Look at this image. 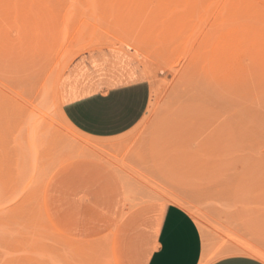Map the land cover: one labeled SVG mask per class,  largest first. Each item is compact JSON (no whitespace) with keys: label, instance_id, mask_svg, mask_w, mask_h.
<instances>
[{"label":"rangeland","instance_id":"obj_1","mask_svg":"<svg viewBox=\"0 0 264 264\" xmlns=\"http://www.w3.org/2000/svg\"><path fill=\"white\" fill-rule=\"evenodd\" d=\"M97 46L134 55L150 84L142 118L111 139L76 131L58 94ZM84 160L125 210L177 203L205 252L264 259V0H0V264H113L111 189L63 179Z\"/></svg>","mask_w":264,"mask_h":264},{"label":"crops","instance_id":"obj_2","mask_svg":"<svg viewBox=\"0 0 264 264\" xmlns=\"http://www.w3.org/2000/svg\"><path fill=\"white\" fill-rule=\"evenodd\" d=\"M58 94L62 114L76 131L95 139H111L128 132L142 118L150 84L134 55L118 47L97 46L69 61ZM100 145L92 143L88 148ZM76 167L82 171L63 178L75 189L90 191L95 199L111 189L106 203L110 215L118 216L111 239L113 264H264L260 256L239 252V248L218 256L205 252L199 225L181 205L157 199L125 210L118 188L107 189L93 176L103 165L84 160ZM112 177L108 174L103 180L111 183Z\"/></svg>","mask_w":264,"mask_h":264},{"label":"bare ground","instance_id":"obj_3","mask_svg":"<svg viewBox=\"0 0 264 264\" xmlns=\"http://www.w3.org/2000/svg\"><path fill=\"white\" fill-rule=\"evenodd\" d=\"M44 31H46V30H44ZM46 32H47V31H46ZM42 35H43V34H42ZM45 36H46V38H47V35L44 34V37H45ZM48 38H49V36H48ZM36 39H37V38H36ZM97 40H98V39H97ZM97 42H98V41H97ZM99 43H100V42H99ZM94 45H95V44H94ZM40 47H41V46H40ZM86 47H87V46H86ZM88 47H89V46H88ZM35 48H36V47H35ZM48 48H49V47H48ZM42 51H43V50H42ZM28 53H29V52H28ZM32 55H33V54H32ZM32 55H31V56H32ZM39 56H40V55H39ZM41 56H42V55H41ZM69 57H70V56H69ZM27 58H28V57H27ZM31 58H32V57H31ZM31 58H30V59H31ZM33 58H35V57H33ZM33 58H32V60H33ZM64 59H65V58H64ZM27 60H28V59H27ZM65 60H66V59H65ZM34 61H35V60H34ZM59 61H60V60H59ZM61 61H62V60H61ZM31 63H32V62H31ZM62 63H63V62H62ZM26 64H27L26 66H28V63H26ZM30 65H31V64H30ZM30 65H29V66H30ZM60 65H61V64H60ZM63 65H64V64H63ZM26 66H25V67H26ZM28 68H29V67H28ZM29 70H30V69H28V71H29ZM25 71H26V68H25ZM28 71H27V75L30 77L31 75L28 74ZM32 71H33V70H32ZM57 71H58V70H57ZM59 71H60V70H59ZM35 72H36V71H35ZM31 73H33V72H31ZM31 73H30V74H31ZM25 75H26V73H25ZM27 75H26V76H27ZM34 108H36V107H34ZM31 112H32V111H31ZM32 113H33V115H34V112H32ZM32 113H31V114H32ZM35 115H37V114L35 113ZM35 115H34V116H35ZM39 116H43V114H40ZM29 117H30V116H29ZM39 118H40V117H39ZM32 119H33V118H32ZM33 120H34V119H33ZM37 122H38V121H37ZM37 122H36V120H35V123H37ZM30 124H31V123H30ZM32 126H33V125H31V127H32ZM35 126H36V125H35ZM93 152H94V151H93Z\"/></svg>","mask_w":264,"mask_h":264}]
</instances>
